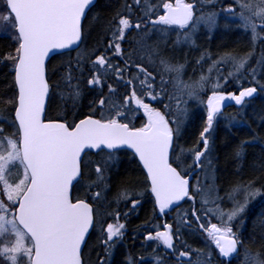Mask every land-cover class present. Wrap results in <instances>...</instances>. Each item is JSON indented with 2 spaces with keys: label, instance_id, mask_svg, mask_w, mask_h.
Instances as JSON below:
<instances>
[{
  "label": "snow or ice",
  "instance_id": "obj_1",
  "mask_svg": "<svg viewBox=\"0 0 264 264\" xmlns=\"http://www.w3.org/2000/svg\"><path fill=\"white\" fill-rule=\"evenodd\" d=\"M93 4L94 0H0V34H7L10 29L9 39L14 45L0 56L12 65L15 89L14 96L5 101L8 116H0V264H105L101 256L97 261L84 259V247L96 218L92 204L83 198L73 199L70 188L92 165L97 181L90 187L107 179V164L113 152L121 148L130 149L138 157L146 172L144 191L150 193L155 211L165 215L173 205L191 201L190 215L218 250L221 264L224 258L232 264L241 249L242 264H264V251H251L233 231L234 220L245 211L250 199L262 195L264 185L256 188L254 181L236 183L227 195L231 204L228 208L222 206L225 198L219 196L214 182L205 186L204 160L209 157L212 143L209 137L214 123L223 116L225 102L242 106L257 92L256 86L241 88L238 94L224 92L220 90V81L223 79L226 84L242 74L251 53H224L216 59L208 55L211 64L207 73L202 71L197 79L185 81L181 78L183 65H174L164 58L156 64L159 44L154 47L147 43V30L155 32L176 26L181 30L176 43H194L198 27L202 23L215 25L217 14L197 16L196 4L188 0H159L158 4L124 0L106 21L104 36L94 47L77 51L76 57H69L50 70L46 65L50 53L79 49L84 42V20ZM223 11L238 18L242 29L251 31L253 42L258 28L264 31V0H231ZM129 31L136 33L132 40L127 39ZM124 42L133 45L127 55L122 47ZM204 59L202 56L197 64ZM260 65L264 69V58ZM224 66L231 69L227 75H223ZM61 68L66 72H60ZM257 72L254 67L247 74L264 89ZM165 74H169L168 79ZM54 76L55 84L51 82ZM73 79L78 81L75 85H71ZM61 82L72 88L73 108L84 88L99 97L90 102L89 113L83 118L76 119L79 112L71 120L67 112L63 117H45L46 99H51L52 88L59 87ZM114 84H122L126 94L119 93ZM195 102L206 110L204 127L197 146L185 149L177 144L181 116L186 117L188 104ZM141 110L146 118L141 126L126 122L129 112ZM201 143L202 148L198 147ZM92 150L96 155H105L99 160H85ZM207 167H211L210 159ZM201 172H205L204 182L199 176ZM139 194L125 184L117 200L131 198V207L135 209L140 202L132 197ZM100 196L96 192L92 198ZM197 197L199 209L195 206ZM119 217L117 211L115 223H101L102 239L98 243L106 252L124 235L125 224L119 222ZM202 217H208L206 224L201 222ZM213 218L217 223L211 222ZM184 223L190 226V221ZM154 227L155 232L144 233V241L157 242L176 253L174 235L179 240L180 229L174 234L171 224L164 223L163 230ZM156 251L154 248L153 253ZM154 259L155 264H164L159 256ZM174 259L176 264H190L191 255L181 250ZM143 260L140 257L136 264Z\"/></svg>",
  "mask_w": 264,
  "mask_h": 264
},
{
  "label": "trees",
  "instance_id": "obj_2",
  "mask_svg": "<svg viewBox=\"0 0 264 264\" xmlns=\"http://www.w3.org/2000/svg\"><path fill=\"white\" fill-rule=\"evenodd\" d=\"M129 3L132 0H128ZM143 2V0H142ZM194 2L196 7H200L202 3L199 0H188ZM124 0H96L95 4L90 8L84 20L85 39L79 49L59 53L53 55L47 67L51 70L54 66L66 62L69 57H76L77 51L85 48L91 49L94 47L101 37L104 36L103 27L108 19L112 17ZM151 4H158L159 0H149ZM221 10L218 6H205L202 10L203 14ZM0 11H3L2 9ZM174 29V30H173ZM171 29L176 34L164 36L163 28L153 32L150 28L147 30L149 39L147 43L152 46L159 44V56L155 57L156 64H159L161 58L169 60L174 65H183L181 78L185 81L197 79L202 71L207 73L211 60L207 59L211 55L212 59H216L224 53H232L237 56H245L251 53L246 69L257 68V78L260 84H264V69L260 65V60L264 58V31H261L258 41L253 42L251 32L240 27L239 22L228 20L225 17L218 19L217 28L213 31L197 32L193 36L194 43H176L177 33L181 32L178 29ZM144 33H141L143 35ZM11 30H7V34H0V53L11 50L14 45L9 39ZM136 37L134 31H129L127 39L132 40ZM103 42L107 43V37H104ZM122 47L125 49V54L131 50L133 45L124 42ZM96 54H100L97 52ZM204 56L202 64H197V61ZM116 62V61H113ZM74 63V61H73ZM230 67L224 66L223 75H227ZM87 71V70H86ZM60 72H66L65 68H61ZM248 70L244 71L243 77H232L223 86L224 92L238 93L241 88L246 86L258 87L256 97L246 100L242 106L231 104L224 108L223 116L219 118L213 126L210 134L211 151L210 160L211 167L208 168L207 183H215L219 190V196L225 198V203L222 205L225 208L231 207L227 201L229 190L238 182L247 183L254 181V186L260 188L264 185V89H261L252 78L247 74ZM75 77L77 74L72 73ZM171 75H175L174 73ZM215 76V73H213ZM14 73L10 62H5L0 56V116H8V106L5 103L15 94L13 84ZM169 78V74H165V79ZM159 80V76H157ZM223 79H221L222 81ZM232 80L233 82H229ZM53 84L57 82V77H52ZM78 81L73 79L71 85H75ZM114 83V81H108ZM119 93H125L123 85H115ZM72 88L69 84L60 83L59 87H53L51 90V99L48 100L45 117L48 119L63 117L65 112L68 113V119L71 120L75 112L80 115L76 119L83 118V115L89 113V104L93 99H98L95 92L84 88L82 96L76 100V107L73 108V99L70 95ZM96 91H99L97 89ZM105 86L104 92L107 93ZM64 97L63 99L61 97ZM206 100V96L203 97ZM147 102V101H146ZM160 107L161 105H154ZM134 107V106H133ZM205 108L199 102L188 104L187 116H181L180 138L177 144L185 149L197 146L196 142L199 138V132L204 127ZM146 118L142 112L135 114L129 112L126 122L131 123L135 127L141 126ZM175 127V125H173ZM11 129H9L10 131ZM198 147H203L202 143ZM179 151V148H177ZM237 152L240 153L237 156ZM95 152H87L85 160H99L104 153L99 155ZM113 158L108 162L104 176L107 177L102 182L95 186L93 182L97 181V176L94 173V165L85 169V174L80 177L77 183L73 186L72 197L86 199L92 204L96 218L95 227L90 232L87 238V246L84 247V259L86 261H97V257L101 256L105 259V264H129V259L132 264H136L140 257L150 258L155 262L154 257L159 256L164 264H176L174 257L170 254L162 255L160 253H150L148 250H141L137 241H133L132 237L135 232L140 231L143 235L146 228L156 229L159 218L156 216L154 205L150 194L145 192L146 185L144 184L145 175L137 163L134 155L127 150L115 151L112 154ZM195 181H193L194 183ZM129 185L136 193L132 198L137 199L140 203L135 208L131 207V198L127 201L117 200L118 192L123 185ZM262 195L250 199L245 211L238 216L234 227L242 229L241 240L244 246L253 252L264 251V189L261 190ZM100 192L99 199H93V193ZM242 199V197H237ZM179 212L173 216L171 221L175 227H188L187 234L182 244L184 251H189L191 255L190 264H221V259L217 258L218 252L213 245L201 236H205L203 230L199 231V224L195 218L191 217L190 212L192 202L188 200L181 201ZM196 208H200L199 197H197ZM210 206V205H209ZM119 211L121 219L126 222L125 229L127 232L124 240L125 244L120 245L118 242L109 246L108 251L100 246L98 241L102 239L100 235L101 223L106 225L109 222H115V213ZM127 213V215H125ZM111 214V215H109ZM172 216V213H171ZM190 221V226L184 223V218ZM177 219V220H176ZM208 217H202V221L207 223ZM213 221V219H211ZM147 222V226H146ZM177 224V225H176ZM184 228V227H183ZM210 255L207 259L206 256ZM243 249L240 250L238 257L233 260L232 264H242ZM98 264V262H97ZM141 264H148L141 262ZM182 264H189L184 261ZM224 264H228L224 260Z\"/></svg>",
  "mask_w": 264,
  "mask_h": 264
},
{
  "label": "flooded vegetation",
  "instance_id": "obj_3",
  "mask_svg": "<svg viewBox=\"0 0 264 264\" xmlns=\"http://www.w3.org/2000/svg\"><path fill=\"white\" fill-rule=\"evenodd\" d=\"M174 28H176V29H179V28H177L176 26H173ZM230 92V91H229ZM235 93V92H234ZM236 94H238V93H236ZM234 105H235V103H233ZM237 106V105H236ZM239 107V106H238ZM136 159V158H135ZM137 161V160H136ZM137 163H138V161H137ZM139 164V163H138ZM139 166H140V164H139ZM140 168H141V166H140ZM141 170L143 171V169L141 168ZM143 173H144V171H143ZM200 174V173H199ZM144 175H145V173H144ZM146 176V175H145ZM194 180H196V177L192 180V182L194 181ZM150 194V193H149ZM150 197H151V195H149ZM152 199V198H151ZM152 201H153V199H152ZM181 203V202H180ZM180 203L178 204V205H173L172 207H171V209L170 210H167L166 211V214L165 215H161L158 211H156V216L159 218V220L160 221H158V227L160 228V230H163V225H164V223H168V224H171L172 226H173V224L171 223V221H169V222H167L168 220H171L172 218H173V216L174 215H176L178 212H179V210H180V208H181V205H180ZM139 205V204H138ZM153 205H154V202H153ZM171 213H172V216H171ZM177 220V219H176ZM185 220H187V218L185 217L184 218V221ZM119 222L120 223H123V224H126V222L124 221V220H122L121 219V216L119 217ZM113 223H115V222H113ZM177 225V224H176ZM184 227V228H183ZM183 227H180V226H178V227H176V228H179L180 229V231H179V233H178V235H179V240H177V239H175V235H174V244H175V246H176V253H173L171 250H166L162 245H159L157 242H152V241H144V234L142 235L141 234V232L140 231H138V232H135V236L134 237H132V239H133V241H137V243H138V245L141 247V250H142V248H143V250H148L150 253H153V249L155 248V249H157V251L154 253V254H156L157 252L158 253H160V254H162V255H167V254H170L171 255V257L173 258V257H175V255L179 252V251H181V250H184L183 249V247H182V244H183V241H184V239H187V238H185V235L187 234V231H188V227H186V226H183ZM148 231H153V232H155V228L154 229H151V228H146ZM199 230H200V228H199ZM233 231L234 232H236L237 233V236L241 239V231H242V229H237V227H234L233 226ZM126 232H127V229H124V235L122 236V237H120V238H117L116 240H115V242H118V244H120V245H123V244H125L123 241L124 240H129V237L128 238H125V234H126ZM173 232H174V234H176V229L173 227ZM201 238H203V240L205 239V236H201ZM123 243V244H122ZM213 247H214V245H213ZM215 248V247H214ZM217 252H218V250H217ZM217 258L218 259H221L220 257H219V254L217 255ZM236 259V258H235ZM235 259H233V260H235ZM224 260L225 261H227V258H224ZM143 262H147L148 264H155V262L154 261H152L150 258H145L144 260H143ZM183 263V262H182Z\"/></svg>",
  "mask_w": 264,
  "mask_h": 264
},
{
  "label": "rangeland",
  "instance_id": "obj_4",
  "mask_svg": "<svg viewBox=\"0 0 264 264\" xmlns=\"http://www.w3.org/2000/svg\"><path fill=\"white\" fill-rule=\"evenodd\" d=\"M201 3H202V5L200 4V7H196V15L197 16H199V15H201V14H203L202 12V10H204V8H205V6H210V5H214V6H218L221 10H216V11H214V12H211V13H216L217 14V22H216V24L215 25H206V24H201L199 27H198V29H197V31H196V33L197 32H201V31H203V32H208V31H210V32H213L216 28H217V25H218V19L220 18V17H225V18H227L228 20H232V21H237V22H239V20H238V18H234L231 14H229V13H226V12H224L223 11V9L225 8V7H227V5L231 2V0H199ZM1 10V9H0ZM0 12H2V11H0ZM209 14V13H208ZM205 15V14H204ZM0 24H2V22H0ZM7 30H9V29H7ZM158 30V29H157ZM179 31H181L180 29H178ZM250 31V30H249ZM258 37H257V39H256V41H258V39H259V37H260V34H261V30L258 28ZM251 32V31H250ZM195 33V34H196ZM174 34H176V32L174 31H172L171 29H166V30H164V36H170V35H174ZM252 35V34H251ZM246 67H247V65H246ZM245 70H248V71H250V69H244V70H242V74H240V75H238L237 77H241V80H243L242 79V77H243V74H244V71ZM236 77V76H235ZM249 77L251 78V76L249 75ZM229 82H233L232 80H230ZM220 83H221V89L220 90H222V88H223V86L225 85V82L222 80V81H220ZM210 156V155H209ZM210 159V157H206L205 158V160H204V164H205V170H206V172L208 171V168L209 167H207V165H208V160ZM199 176H200V179H201V181L202 182H204V178H205V172H201L200 174H199ZM196 181V180H195ZM195 183V182H194ZM206 186V185H205ZM213 205H210L209 207H212ZM240 215H242V214H240ZM239 215V216H240ZM235 221H236V219L234 220V222H233V225L235 224ZM212 223H217V220L216 219H214L213 218V221H211ZM106 226V225H105ZM175 229H177L175 226H173ZM201 230V229H200ZM199 230V231H200ZM205 234V233H204ZM205 237L207 238V240L211 243V241L208 239V237L206 236V234H205ZM212 244V243H211ZM213 245V244H212ZM215 247V246H214ZM209 256H206V258L205 259H207Z\"/></svg>",
  "mask_w": 264,
  "mask_h": 264
},
{
  "label": "water",
  "instance_id": "obj_5",
  "mask_svg": "<svg viewBox=\"0 0 264 264\" xmlns=\"http://www.w3.org/2000/svg\"><path fill=\"white\" fill-rule=\"evenodd\" d=\"M95 2H96V0H94V4H95ZM93 4V5H94ZM73 50H75V49H73ZM67 51H69V50H64L63 52H67ZM63 52H61V53H63ZM55 54H57V53H50V55H49V57H47L46 58V65H47V63H48V61H49V59L53 56V55H55ZM257 93H258V88H257V92L252 96V97H250V98H254L256 95H257ZM47 103H48V99H46V108H47ZM232 103V101H226L225 102V106L223 107V109L224 108H226L227 106H229L230 104ZM45 113H46V111H45ZM45 115V114H44ZM118 150H127V151H129V152H131L132 153V151L130 150V149H127V148H121V149H118ZM87 151V150H86ZM117 151V150H116ZM88 152H95V150H92V151H88ZM133 154V153H132ZM134 155V154H133ZM136 158V160L138 161V163L140 164V162H139V160H138V157H135ZM140 166H141V168L143 169V167H142V165L140 164ZM144 171V170H143ZM144 173H145V175H146V172L144 171ZM80 179V178H79ZM78 179V180H79ZM194 179V176L192 177V180ZM76 183V182H75ZM75 183H74V185H75ZM73 185V186H74ZM73 186L70 188V193H71V196H72V189H73ZM91 230L92 229H90V232H91ZM89 236V235H88ZM88 238V237H87Z\"/></svg>",
  "mask_w": 264,
  "mask_h": 264
}]
</instances>
